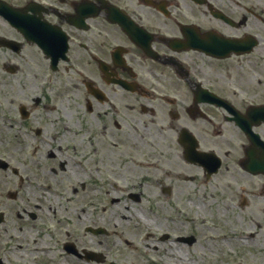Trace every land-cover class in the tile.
Returning <instances> with one entry per match:
<instances>
[{
  "label": "flooded vegetation",
  "instance_id": "obj_1",
  "mask_svg": "<svg viewBox=\"0 0 264 264\" xmlns=\"http://www.w3.org/2000/svg\"><path fill=\"white\" fill-rule=\"evenodd\" d=\"M11 88L26 99L25 166L36 180L0 188V264H160L123 254L145 238L157 242L153 253L167 242L191 247L209 229L204 216L214 229L227 218L264 225V0H0V92ZM45 109L71 120L51 121ZM101 121L109 230L97 222L93 164L78 159ZM152 223L168 230L146 232ZM99 226L109 235L100 262L84 236Z\"/></svg>",
  "mask_w": 264,
  "mask_h": 264
},
{
  "label": "rangeland",
  "instance_id": "obj_2",
  "mask_svg": "<svg viewBox=\"0 0 264 264\" xmlns=\"http://www.w3.org/2000/svg\"><path fill=\"white\" fill-rule=\"evenodd\" d=\"M0 98L5 99V104L9 108H12V106H13L14 109H15V105L17 102L26 100L25 97L22 96L21 94H8L7 90L5 91V93L0 95ZM13 101H14V104L12 103ZM102 122L103 121L100 122V125L102 124ZM96 129H101V127H97ZM21 137L22 136L19 135L13 139L16 140L17 138H21ZM101 140L103 142H107V143L109 142V131H107V133L103 134V137L101 138ZM97 152L100 153L99 150H97ZM102 164H103V166H106V167H101L99 174H101L102 180H98L99 182H104V179L109 178V155L106 156V158ZM108 183H109V180H108ZM108 183L105 182V184H107V186H103L101 184H99V185L109 191ZM66 184H68V183L66 182L64 184L65 187H66ZM102 196L106 198V194L104 192L102 193ZM105 218L109 220V210H107L105 215H103V217H100L99 220L104 221ZM228 226H229L228 229H230L231 225H228ZM225 228H227V227H225ZM221 233H223V231ZM261 235H262L261 237H259L258 239H255V242H253V244L251 243L252 241L250 239L246 240L248 242H244V240H242L240 242L236 241L237 244L234 245V247H236L237 252L234 250L233 255H260V257L264 256V235L263 234H261ZM211 243H213V242H211ZM168 246H169V244H168ZM195 247H196V245H195ZM217 248L224 250L222 245H216V243H215L214 245L209 246V251H207L208 255H219L216 253V252H218ZM163 251H165V250L163 249ZM172 251H173V249H172ZM176 251H178V250H176ZM165 252L170 253V251H165ZM180 252L183 253L182 251H180ZM189 254L192 255L191 253H189ZM228 254H229V250L225 249L224 253L221 255H228ZM183 255H187V254L183 253Z\"/></svg>",
  "mask_w": 264,
  "mask_h": 264
}]
</instances>
